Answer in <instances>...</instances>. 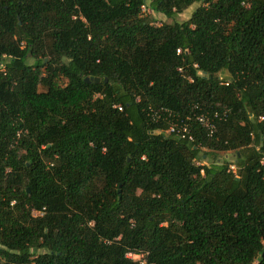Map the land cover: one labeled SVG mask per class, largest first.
<instances>
[{"label":"trees","instance_id":"obj_1","mask_svg":"<svg viewBox=\"0 0 264 264\" xmlns=\"http://www.w3.org/2000/svg\"><path fill=\"white\" fill-rule=\"evenodd\" d=\"M197 1L181 22L142 12ZM160 107L194 140L166 133ZM198 112H219L216 133ZM230 150L237 174L202 162ZM263 253L264 0H0V264Z\"/></svg>","mask_w":264,"mask_h":264},{"label":"built area","instance_id":"obj_2","mask_svg":"<svg viewBox=\"0 0 264 264\" xmlns=\"http://www.w3.org/2000/svg\"><path fill=\"white\" fill-rule=\"evenodd\" d=\"M147 5H143L142 6V12L144 10V8H146ZM178 53L182 52V49L179 48L177 50ZM195 66H197V64H195ZM178 69L180 71H182V67H178ZM192 79V78H191ZM225 83L228 84V81H226ZM119 109H123V107L119 104L117 106ZM151 112H152V116L158 120L160 118H163L164 121L167 122L168 127L166 128L165 132L166 133H174L176 135H178L179 137L183 138V139H188L189 141H193L194 140V134L192 132V126L190 124V122L188 121L189 117L184 120L183 118H176L175 114L170 111V109L168 108H163L160 107L158 109L156 108H150ZM219 118L220 119V114L219 112H214L213 117H211V114L209 112H198L195 113L194 118L196 121H198L202 126H204L205 128L208 129V132L212 135L214 133L217 132V124L214 122V118ZM197 163H202L200 161H197ZM229 170L233 171L235 174H237L238 172V168L237 165L230 163L229 164ZM43 210H39V209H33L32 210V214L33 215H42ZM126 255L132 259H142L143 255L139 254V253H134L132 251H128L126 253ZM142 262H144V260H142Z\"/></svg>","mask_w":264,"mask_h":264},{"label":"rangeland","instance_id":"obj_3","mask_svg":"<svg viewBox=\"0 0 264 264\" xmlns=\"http://www.w3.org/2000/svg\"><path fill=\"white\" fill-rule=\"evenodd\" d=\"M201 4L200 1H197L195 3H193L190 7H188L187 9H185L183 12L179 13L178 15H176L175 18H169L166 15L162 14V13H158V12H154L151 8H149L148 6H146V8H144L143 10V14L147 15V14H151L155 21V24H162V23H171L173 21H184L186 19H188L191 14L194 12V10ZM221 76L222 77H228V73L226 71H222L221 72ZM210 154V153H209ZM213 160H220L221 162L223 161H228L229 163H235V165L238 166L237 164V156H236V151H227V152H223V151H218L216 152V155H209L207 159H203L202 162L203 163H210Z\"/></svg>","mask_w":264,"mask_h":264},{"label":"water","instance_id":"obj_4","mask_svg":"<svg viewBox=\"0 0 264 264\" xmlns=\"http://www.w3.org/2000/svg\"><path fill=\"white\" fill-rule=\"evenodd\" d=\"M86 81H96V82H99L100 81V78L99 77H86L85 78ZM264 254V253H263Z\"/></svg>","mask_w":264,"mask_h":264},{"label":"bare ground","instance_id":"obj_5","mask_svg":"<svg viewBox=\"0 0 264 264\" xmlns=\"http://www.w3.org/2000/svg\"><path fill=\"white\" fill-rule=\"evenodd\" d=\"M235 164V163H234Z\"/></svg>","mask_w":264,"mask_h":264}]
</instances>
